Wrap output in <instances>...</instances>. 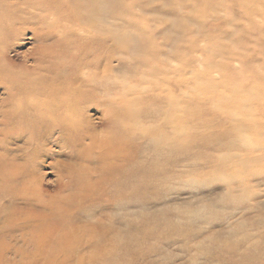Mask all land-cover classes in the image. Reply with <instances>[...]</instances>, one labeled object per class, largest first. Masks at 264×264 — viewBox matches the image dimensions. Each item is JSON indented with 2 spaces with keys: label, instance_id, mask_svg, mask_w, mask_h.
<instances>
[{
  "label": "rangeland",
  "instance_id": "1",
  "mask_svg": "<svg viewBox=\"0 0 264 264\" xmlns=\"http://www.w3.org/2000/svg\"><path fill=\"white\" fill-rule=\"evenodd\" d=\"M21 1L36 10L43 2ZM44 1L58 6L47 17L65 32L105 38L110 31L112 99L131 89L151 92L157 70L168 67L165 55L172 58L177 146L144 141L123 148L126 161L99 158L101 148L63 150L52 142L40 149L46 213L64 221L47 224L44 259L0 236V264H264V0ZM26 28L10 55L33 47V28ZM101 112L92 107L87 116L107 131L114 124L103 125ZM0 144V155L23 163L22 141L0 130ZM54 163L84 169V178L61 190ZM90 181L100 184L91 195ZM7 199L0 228L18 207Z\"/></svg>",
  "mask_w": 264,
  "mask_h": 264
},
{
  "label": "bare ground",
  "instance_id": "2",
  "mask_svg": "<svg viewBox=\"0 0 264 264\" xmlns=\"http://www.w3.org/2000/svg\"><path fill=\"white\" fill-rule=\"evenodd\" d=\"M41 5L36 10L24 6L21 0H0V86L6 96L0 101V123L3 121L0 130L6 139L23 142L20 152L24 158L20 163L16 156L0 155V201L8 198L13 206L18 202V207L4 217L0 236L1 240L9 237L16 244L22 241L36 249L38 255L31 257L34 260L37 256L44 259L51 241L45 231L47 224L61 220L57 214L51 217L46 213L49 204L42 198L45 190L40 166L44 159L38 155L40 149L47 148L52 142L63 150L75 151L80 146L89 151L101 148L99 158L106 160L121 155L126 161L128 157L127 153L123 154V148H138L144 141L153 143L154 148H176L178 134L174 111L179 100L173 84L177 78L173 68L175 62L167 55L164 58L168 67L157 70L155 77L159 80L151 92L131 89L112 99L115 57L108 46L109 37H112L110 31L105 34L109 37L105 38L84 30L65 32L59 23L47 17L57 13L58 6L44 0ZM30 24L33 47L28 52L10 55L11 46L18 44ZM102 25L109 30V23ZM96 44L105 48L104 54L96 49ZM160 79L166 80L160 83ZM131 95L135 98H128ZM148 104L153 111L149 110ZM92 107L102 108L101 116L106 118L103 125H114L107 131H97L87 116ZM233 131L234 134L237 132L236 129ZM29 161L32 167L28 166ZM54 166L61 190L84 178V169H81L82 173L72 164L57 163ZM99 185V182L90 181L88 194L91 195ZM7 186H11V190L8 191ZM4 212L0 208V217ZM86 226L89 225H76V228L90 231V228L85 229ZM16 234L22 238L18 239ZM4 240L7 239H3V243ZM88 241L86 239L90 244L97 243ZM15 251L18 253L19 249ZM3 253L0 248V260Z\"/></svg>",
  "mask_w": 264,
  "mask_h": 264
}]
</instances>
